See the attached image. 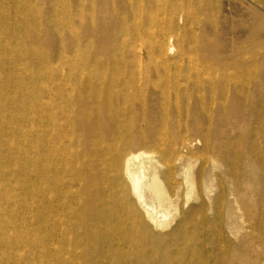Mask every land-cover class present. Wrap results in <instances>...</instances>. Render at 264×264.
Instances as JSON below:
<instances>
[{
    "label": "bare ground",
    "instance_id": "6f19581e",
    "mask_svg": "<svg viewBox=\"0 0 264 264\" xmlns=\"http://www.w3.org/2000/svg\"><path fill=\"white\" fill-rule=\"evenodd\" d=\"M162 1L0 0V264L260 260L264 58Z\"/></svg>",
    "mask_w": 264,
    "mask_h": 264
},
{
    "label": "rangeland",
    "instance_id": "374dc122",
    "mask_svg": "<svg viewBox=\"0 0 264 264\" xmlns=\"http://www.w3.org/2000/svg\"><path fill=\"white\" fill-rule=\"evenodd\" d=\"M175 0H163L160 9L166 11L174 7ZM194 4V3H193ZM206 16L197 19L193 25V35L186 39L193 45H198L203 34L209 36L217 47H239L256 50L264 58V34L253 28L254 17L251 10H256L264 17V0H204ZM195 8V7H194ZM160 12V11H159ZM70 26V25H69ZM66 25V28H69ZM71 27V26H70ZM181 34L185 37V32ZM177 34L174 43L177 44ZM41 51L47 52L41 47ZM32 225L31 228H34ZM264 232V225H258L257 230ZM256 255L260 257L256 264H264V240L256 245Z\"/></svg>",
    "mask_w": 264,
    "mask_h": 264
}]
</instances>
